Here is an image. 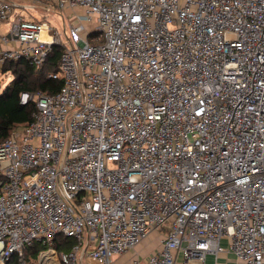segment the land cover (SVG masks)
Returning <instances> with one entry per match:
<instances>
[{
	"label": "built area",
	"instance_id": "1",
	"mask_svg": "<svg viewBox=\"0 0 264 264\" xmlns=\"http://www.w3.org/2000/svg\"><path fill=\"white\" fill-rule=\"evenodd\" d=\"M32 2L61 22L16 15L0 68L58 46L62 85L22 93L32 120L0 142V264H72L85 240L116 264L152 232L161 250L128 264L203 261L222 238L264 264V0Z\"/></svg>",
	"mask_w": 264,
	"mask_h": 264
},
{
	"label": "trees",
	"instance_id": "2",
	"mask_svg": "<svg viewBox=\"0 0 264 264\" xmlns=\"http://www.w3.org/2000/svg\"><path fill=\"white\" fill-rule=\"evenodd\" d=\"M61 49L52 48L51 53L40 68H36L24 60L5 62L0 71L9 73L11 81L0 93V142L6 140L11 132L20 126L31 122L34 104L20 103L22 93L36 94L38 92L55 94L61 87V81L49 77L57 72V65ZM76 241L73 238L57 236L54 239V248L68 252ZM44 249L41 243H34L25 249L27 259H35L40 250Z\"/></svg>",
	"mask_w": 264,
	"mask_h": 264
},
{
	"label": "crops",
	"instance_id": "3",
	"mask_svg": "<svg viewBox=\"0 0 264 264\" xmlns=\"http://www.w3.org/2000/svg\"><path fill=\"white\" fill-rule=\"evenodd\" d=\"M11 2V7H15L14 0H9ZM17 6V5H16ZM19 11H26V13L31 12V10L24 9L19 5ZM28 11V12H27ZM45 13V12H44ZM30 18L33 16L29 14ZM44 15V14H43ZM29 19V18H25ZM31 19H37L31 18ZM13 43L6 45L5 47H10ZM162 237L156 232L149 234L140 244L134 247L132 250L116 258V264H128L132 259H140L144 261L152 253L158 252L162 248L161 243ZM222 251L218 254H206L203 261L197 260H184L180 252L175 253V264H244L243 262L237 260L234 254L228 249L229 240L222 238L219 242ZM93 243L91 241H84L75 255V260L72 264H96L94 260L89 258L88 254L93 250Z\"/></svg>",
	"mask_w": 264,
	"mask_h": 264
},
{
	"label": "rangeland",
	"instance_id": "4",
	"mask_svg": "<svg viewBox=\"0 0 264 264\" xmlns=\"http://www.w3.org/2000/svg\"><path fill=\"white\" fill-rule=\"evenodd\" d=\"M14 5L15 7H11V14L10 16L7 18V20L3 23H0V36H4L8 33V31L10 30V28L12 27L13 23L15 22V16L19 15L22 18H29L31 19L33 18H37V19H44V21H46L47 23H51V24H55V25H59L61 20L58 19L54 13H56V8L49 7L47 10V15L44 16L43 18V14H44V10L43 5L41 3H33L32 0H14ZM20 3H22L23 5L25 4H32L35 9L31 10V12L26 13V11H19V5H21ZM17 5V6H16ZM28 12V11H27ZM33 15L30 18V14ZM74 22L73 18L70 16L66 17V24L68 23H72ZM11 81V75L9 73H3L0 72V93L6 88V86L9 84V82Z\"/></svg>",
	"mask_w": 264,
	"mask_h": 264
}]
</instances>
